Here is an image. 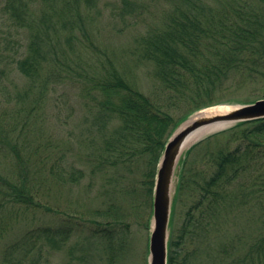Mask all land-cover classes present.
Instances as JSON below:
<instances>
[{"label":"trees","instance_id":"trees-1","mask_svg":"<svg viewBox=\"0 0 264 264\" xmlns=\"http://www.w3.org/2000/svg\"><path fill=\"white\" fill-rule=\"evenodd\" d=\"M39 1L46 11H53L60 18L58 20L66 18L63 23L73 28L72 38L77 31L89 37L83 10L89 12L87 10L95 7L98 0ZM121 2L127 11L122 15L139 16L143 11L141 0ZM189 2H193L194 9L181 12L179 18L168 20L164 26L140 37L136 61L147 68L157 83L155 98L139 89L130 77L131 72L120 70L114 60L93 43L83 45L86 54L77 56L76 61L65 60L66 55L58 53L57 46L48 45L46 49L47 44H43L40 33L34 32L27 54L17 65L29 77L36 76L44 63L53 71V76L62 79L70 77L71 69L80 90L89 98L87 106L94 110L91 132L87 129L89 135L84 138L92 143L81 141L83 165L80 168L70 165L62 180L67 185L77 183L85 168L93 166L91 173L95 176L100 173V179L105 172L111 186L108 189L110 200H119V196L126 200L141 189L150 199L147 230L151 225L158 162L172 132L189 114L214 104L213 94L229 77L264 82V0H227L216 18L204 16L205 6L199 4L201 0H196V4L195 0ZM0 4L1 10L9 16L33 28L34 19L27 14L28 0H0ZM41 24L45 31L54 28L49 18L43 19ZM62 68L68 72L60 75ZM182 100L187 101L189 108L183 115L174 117L168 108H175ZM229 130L231 134L226 140L229 143L210 155L209 171L180 175L171 206L167 264H187L188 256L199 257L200 251L204 252L201 243L206 235L197 238L196 247L190 252L185 251V236L194 232L196 235L192 236H198L196 229L200 227L204 231L207 225L213 226L211 232L218 234L219 240L209 255L212 260L207 264H264V118L235 123ZM1 141L8 146V142ZM1 143L0 157L1 152L4 156L14 153L19 157L10 147L5 154ZM189 152L190 149L185 155ZM134 170H138L135 178L131 176ZM23 173L13 167H4L0 160V222L4 220L2 214L14 218L32 205L41 206L34 199L36 185L31 182L29 186L24 182ZM183 188L197 191L198 198L185 212L174 235V206ZM123 202L118 206L111 202L110 209L103 213V220L62 214L60 226L52 229L37 225L26 233L36 232L33 236H23L27 243L22 242L23 239L13 243L18 245V251L24 257L42 254L44 245L34 242L36 235L46 237L52 246L49 248L56 250L63 247L77 225H82L105 243V251L111 257L115 254L114 239H126V235H130V222L126 218L131 212L124 211ZM229 208L236 209L241 221L247 217L251 227L235 232L231 223L230 228L226 226ZM223 231L224 234L219 235ZM80 259L84 261V257ZM145 263L148 264V260Z\"/></svg>","mask_w":264,"mask_h":264},{"label":"rangeland","instance_id":"rangeland-1","mask_svg":"<svg viewBox=\"0 0 264 264\" xmlns=\"http://www.w3.org/2000/svg\"><path fill=\"white\" fill-rule=\"evenodd\" d=\"M28 1L27 14L34 19L33 28L9 16L1 10L0 4V143L2 139L9 143L8 146L1 143L5 154L11 150L10 148L19 154V157L14 153L4 156L1 152L0 160L4 167H13L18 172L23 171L25 174L23 181L29 186L31 182L36 185L34 199L39 201L41 206L32 205L14 218L2 214L4 220L0 222V236H2L0 264H146L149 256L150 229L147 230L145 226L151 210L148 206L149 197H146L140 189V192L132 193L126 200L120 196L119 200H110L108 189L111 186L105 172L100 179V173L97 176L91 173L93 166L85 168L84 175L77 183L67 185L64 179L62 180L70 165L82 167L81 141L87 136L86 134L89 135L86 130L90 131L92 128L94 110L87 106L89 98L85 91L80 90L76 76L72 74L71 69L68 72L63 68L59 74L68 72L70 77L62 79L53 76V71H50L44 63L36 76L29 77L24 75L17 65L18 61L27 54L34 32L40 33L44 40L43 44H47L46 49L48 45L57 46V52L66 55L65 60L76 61L77 56L86 54L83 45L93 43L99 46L105 55L111 57L120 70L131 72L130 77L137 83L139 89L155 98L158 94L157 83L148 73L147 68L136 61L140 37L164 26L168 20L179 18L181 12L194 9L193 2L141 0L143 11L139 16L131 17L128 14L122 15V12H127L122 7V0H98L95 7L87 10L89 12L83 10L86 15L84 26L89 37L77 31L72 38L73 28L70 29L68 23H63V19L66 18L61 17L62 21L58 20L60 18L53 11H46L39 0ZM226 1L201 0L199 4L205 6L203 7L205 17L216 18ZM194 3L196 4V0ZM45 18H49L54 24V28L50 31H45L41 24ZM263 97L264 82H246L241 81L239 76L229 77L213 94L214 104L189 114L172 134L201 110L205 111L210 107L223 109L226 105L250 103ZM163 101L166 102V98ZM188 108L187 101L182 100L175 108L168 109L174 117H179L187 112ZM233 125L227 124L203 135L183 151L173 174L172 201L182 173L187 176L210 170V155L218 147L229 143L226 140L231 134L228 132ZM85 142L92 143L86 140ZM189 149L190 152L185 155ZM137 175L138 170H134L131 176L135 178ZM197 198L198 192L191 189L183 188L178 193L173 216L174 235L185 218V212ZM121 202L124 203V211L131 212L126 218L130 222V235L127 234L126 239H114L112 245L115 247V254L111 257L105 251V243L97 236H92L89 228L82 225H77L63 247L56 250L49 248L52 246L45 240L46 237L36 235L34 242L44 245L42 254L24 257L18 251V245L13 243L17 239L18 241L23 239L22 242L27 243L23 236H33L36 232L26 233L29 229H35L37 225L52 229L60 226L63 224L62 214L71 213L83 219L103 220V213L110 209L108 205L111 203L118 206ZM44 204L45 208H43ZM235 210L228 209L226 221L224 220L226 226L230 228L229 223H231L235 232L241 228H250L252 223L247 221L248 218L245 216L246 220L241 221ZM197 213L198 210L194 215ZM235 224L236 229H234ZM212 227L207 225L204 231L198 227L196 229L198 236H192L195 232L185 236L187 239L184 245L185 251L190 252L196 247L197 238L206 235L201 243L204 252L200 251L197 258L188 256L187 264H207L212 260L209 255L219 241L218 234L211 232ZM171 228L170 225L169 232ZM39 232L42 234L40 230ZM230 233L233 231L231 230ZM221 234L223 235L224 231L219 235ZM81 257H84V261L80 259Z\"/></svg>","mask_w":264,"mask_h":264},{"label":"water","instance_id":"water-1","mask_svg":"<svg viewBox=\"0 0 264 264\" xmlns=\"http://www.w3.org/2000/svg\"><path fill=\"white\" fill-rule=\"evenodd\" d=\"M199 111L189 125L180 126L166 142L160 156L153 187L152 216L148 239V264H167L169 222L172 206V180L181 153L177 146L191 131L217 124H235L264 118V97L253 102L234 105L230 109L210 107ZM189 121V120H188Z\"/></svg>","mask_w":264,"mask_h":264},{"label":"bare ground","instance_id":"bare-ground-1","mask_svg":"<svg viewBox=\"0 0 264 264\" xmlns=\"http://www.w3.org/2000/svg\"><path fill=\"white\" fill-rule=\"evenodd\" d=\"M232 106H234V105H226L224 108L225 109H230ZM211 110H212V108L211 109H207V112H209ZM192 118L189 121H187L185 124H183V126L181 127V129H183L184 127H186L187 125H189L190 122L194 119V118L193 119ZM226 125L227 124L208 125V126L200 127V128H197V129L191 131L178 144V146H177V152L178 153H181L189 145H191L193 142H195L196 140H198L203 135H205L207 133H210L212 131L218 130V129L226 126Z\"/></svg>","mask_w":264,"mask_h":264}]
</instances>
